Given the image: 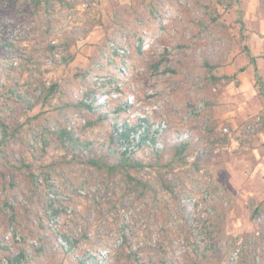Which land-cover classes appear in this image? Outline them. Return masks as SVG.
Instances as JSON below:
<instances>
[{"label": "rangeland", "instance_id": "374dc122", "mask_svg": "<svg viewBox=\"0 0 264 264\" xmlns=\"http://www.w3.org/2000/svg\"><path fill=\"white\" fill-rule=\"evenodd\" d=\"M68 1L51 12L0 2V43L11 44L0 46L1 115L11 127L25 124L0 145V264L20 251L23 264H80L87 255L123 264L118 255L129 250L140 264H264V98L243 49L264 79V0H237L227 10L216 0ZM212 1L217 22L204 16ZM71 38L75 58L59 63ZM224 74L234 78H213ZM40 78L60 89L23 114L9 88L29 96ZM32 115L36 129L67 126L111 161L122 150L115 123L140 118L158 131L154 146L135 150L137 159L154 161V148L167 158L180 141L195 151L183 165L146 168L139 176L147 186H131L54 143L42 149L28 130ZM21 158L31 167L19 168ZM200 230L215 233L220 251L210 261L192 247L203 245ZM64 235L77 241L70 252Z\"/></svg>", "mask_w": 264, "mask_h": 264}, {"label": "trees", "instance_id": "16d2710c", "mask_svg": "<svg viewBox=\"0 0 264 264\" xmlns=\"http://www.w3.org/2000/svg\"><path fill=\"white\" fill-rule=\"evenodd\" d=\"M1 3L10 2H29L36 9H46L51 12L54 11L57 4H67L68 0H0ZM216 3L222 5L225 10L231 9L237 0H216ZM205 12L204 16L208 17L210 21L217 22L220 17L218 13V7L211 2V5L204 4ZM241 24L243 25L242 19L240 18ZM75 38L69 39L63 43V50L66 52L61 56L59 63L68 65L75 58V54L71 52L70 48L73 45ZM10 43L2 41L0 43L1 47L8 49ZM60 45H52L50 48L52 50L56 49ZM247 56L249 57L250 63L254 66V76H255V86L257 88L258 94L264 98V79L259 71L257 65V57L252 54L251 49L248 46L243 47ZM162 60H159L155 64V68L158 69ZM28 67V65H27ZM245 68L242 67L239 71H243ZM87 72H82L81 75H86ZM225 78L231 80L234 76L224 74L220 77L213 76L215 81H219L220 78ZM32 86V84H31ZM30 91V95L26 96L25 93L29 94V90L23 92L21 89H16L15 87L9 88L10 100L15 99L22 104L23 114H29V111L33 110L37 105L44 107L50 104L52 99L57 95L60 89V83L57 81L47 84L42 78L36 80V84ZM94 99V98H93ZM90 100V101H89ZM91 99H79L76 102L77 106L91 107ZM6 111L4 108H0V145H6L16 133H20L22 128L25 126L24 123H18L16 126H10L2 117ZM38 113V114H42ZM38 118V115L28 116L27 124L29 125L28 130L31 132L34 141L36 143L40 142L42 144V149H46L53 143L60 149L64 150L66 154L71 155V160L83 163L90 166L98 171L107 173L111 176L120 175L127 184L134 186H147L146 180L139 176V173L143 172L148 167H158V168H168L174 167V165H183L186 163L187 158L193 155L194 145L188 141H180L171 147L169 156L165 158L164 153L159 151L158 148H154V161L149 160L144 162L141 159L134 157L135 150L142 146L146 141L148 144L154 146L155 137L157 135L156 129L151 130L152 124L147 118H140L138 123L131 124L129 122H124L120 125L115 123L114 131L116 133L117 142L121 146L122 150L119 151V156L116 161H111L108 157L96 154L92 149V144L89 141H84L75 131L67 126H56L51 127L49 125H42L41 130L34 127L33 122ZM37 130V131H36ZM32 164L21 158L19 168L31 167ZM157 178L165 191L169 193L174 192L173 185L169 181L166 175L163 173H158ZM49 207L52 210L51 217L57 214V209L53 207L52 203H49ZM64 243L62 247L66 252H70L76 240H72L69 236L64 235ZM199 241L203 243L200 245L197 241L192 244L194 252L205 261H210L211 258L217 255L220 251L215 238V233L211 231L204 232L200 230ZM126 243V240H125ZM205 250V252L203 251ZM24 252L20 251L16 256L10 259L12 264H23ZM124 257L123 264H140V258L138 257V252L136 250H129L123 254H119L117 259ZM201 259H195L193 264H201ZM80 264H99L93 255H87L85 258L80 260ZM206 264V262H205Z\"/></svg>", "mask_w": 264, "mask_h": 264}, {"label": "crops", "instance_id": "0c3cea01", "mask_svg": "<svg viewBox=\"0 0 264 264\" xmlns=\"http://www.w3.org/2000/svg\"><path fill=\"white\" fill-rule=\"evenodd\" d=\"M253 176H254V174H253Z\"/></svg>", "mask_w": 264, "mask_h": 264}]
</instances>
